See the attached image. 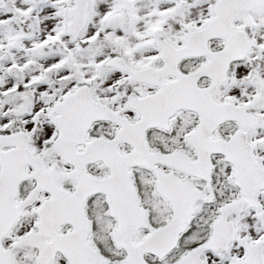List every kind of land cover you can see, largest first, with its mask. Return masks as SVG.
Returning <instances> with one entry per match:
<instances>
[{
	"label": "snow or ice",
	"instance_id": "obj_1",
	"mask_svg": "<svg viewBox=\"0 0 264 264\" xmlns=\"http://www.w3.org/2000/svg\"><path fill=\"white\" fill-rule=\"evenodd\" d=\"M0 264H264V0H0Z\"/></svg>",
	"mask_w": 264,
	"mask_h": 264
}]
</instances>
